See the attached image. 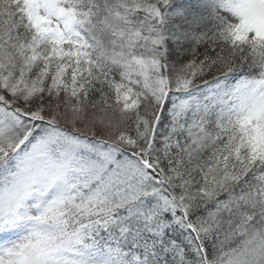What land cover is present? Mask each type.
Segmentation results:
<instances>
[{
	"label": "snow or ice",
	"instance_id": "snow-or-ice-1",
	"mask_svg": "<svg viewBox=\"0 0 264 264\" xmlns=\"http://www.w3.org/2000/svg\"><path fill=\"white\" fill-rule=\"evenodd\" d=\"M0 264H264V0H0Z\"/></svg>",
	"mask_w": 264,
	"mask_h": 264
}]
</instances>
